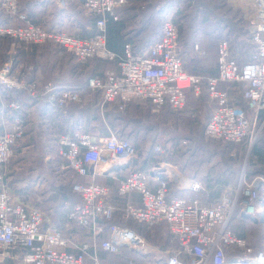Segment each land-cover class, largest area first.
Returning a JSON list of instances; mask_svg holds the SVG:
<instances>
[{
  "label": "built area",
  "instance_id": "obj_1",
  "mask_svg": "<svg viewBox=\"0 0 264 264\" xmlns=\"http://www.w3.org/2000/svg\"><path fill=\"white\" fill-rule=\"evenodd\" d=\"M60 8L66 0H56ZM128 0H83L86 15L96 16L95 32L88 37L68 34L60 27L46 28L30 23L18 7V0H0L1 11L11 20H25V25L0 24V38L9 37L13 43L58 45L70 53L80 65L90 59L113 61L115 69H103L102 75L87 78L84 87L99 91L100 103L119 101L124 108L132 99L150 101L154 110L168 106L180 111L187 103V90L197 96L202 77L187 72L180 57L178 31L170 18L161 20V35L140 53H134L130 43L123 45L120 54L110 50L106 42V23L117 21L118 11ZM248 37L253 44L249 61L240 63L232 55L229 41L218 40L216 74L207 76L210 115L204 126L206 137L237 145V163L229 183L221 185L218 200L209 204L201 201L208 195L202 181L188 178L189 197L170 192V183L183 179L179 164L161 161L148 162L141 167L132 144L112 131L106 136L78 132L62 134L55 143V154L64 160L63 168L77 175L93 178L107 174L117 181L116 195L123 199L120 207L109 201V185L90 181L74 182L72 190L78 199L72 205L68 221L84 228L88 240L76 241L56 229L44 227V212L27 205L14 196L5 182L13 159L24 140L28 115L21 99H5L11 91L24 93L28 102L45 99L50 115L65 117L66 106L81 100L83 87L56 84L49 80L39 83L29 80L26 71L14 66V51L0 65V263L11 259L14 264H101L99 250L109 254L127 248L140 255L153 253L157 248L133 229L112 222L115 211L124 220L148 226L164 224L172 245L162 253L165 264H264V251L253 247L231 228L237 212L253 221L261 218L264 197L261 186L264 178L249 176V164L257 160L253 149L264 131V0H251L245 12ZM199 57L198 45H194ZM238 52V51H236ZM245 83L241 95L249 113L229 99L231 83ZM155 151H160L156 146ZM54 154V155H55ZM125 175L120 177L119 174ZM139 195V204L130 194ZM108 237L100 239L104 231ZM74 249L75 251H72ZM127 264H136L129 259Z\"/></svg>",
  "mask_w": 264,
  "mask_h": 264
},
{
  "label": "crops",
  "instance_id": "obj_2",
  "mask_svg": "<svg viewBox=\"0 0 264 264\" xmlns=\"http://www.w3.org/2000/svg\"><path fill=\"white\" fill-rule=\"evenodd\" d=\"M148 1L150 0H147V3ZM82 2L83 0H66V8L64 9L60 8L57 5L56 0H31L30 3H25V6L30 9L31 13L34 15V19H36L37 23L33 22V24L42 25L47 29L56 26L60 27L68 34H72L78 37H88V35L90 34V24L87 21L88 16L85 15L81 10ZM233 2L239 4L245 3V5L248 7V5L251 3V0H233ZM163 4L160 5L159 3L158 5L156 4L154 6L147 7L148 4L146 5L145 0H128L127 4L118 11L119 21H110L111 24L108 29V40L106 37V42L108 41L109 44H107L108 48L115 53L120 54L123 50V45L125 43H130L133 52L136 54L140 53L153 42L158 40L161 35L160 27L158 33L154 35L151 33V31H149V24L153 20V17L162 16ZM144 9L146 10L144 11ZM159 26H161V22ZM247 40H249V37L247 38ZM249 42L251 44V49L253 50V44L250 40ZM217 43L215 46V51ZM18 46L19 44L13 43L12 40H10L8 43L6 39H0V65L4 59H7L9 52L11 51H14L13 53L15 60V55L17 53L16 49ZM238 50H240V53L243 52L241 43ZM29 51H35L33 53L32 62L28 63L29 60L27 61V59L22 62L18 61L14 65L15 68L25 69L27 65H30L27 67V69H32L33 65L36 74L38 76L41 75V80L45 79L46 81V79H51V75H54V73H58L59 69L57 70L55 65H53V62H51L49 59L46 60L45 64H42L41 61L45 59L42 51H48L49 54H52L54 59L56 58V56H63L62 64H64V69L62 70L64 72L68 71L66 69V51L58 50L56 49V47L53 48V45L49 44H44L41 47H34ZM54 51H58L59 53H55ZM249 59L247 58L245 61H237L240 63H244L249 61ZM92 61H95L100 67L99 75H102L103 69H110L109 67L104 66V61L99 62L96 59H92ZM112 68L114 69L115 66ZM62 77L68 80L70 77V72L68 74L64 73ZM64 82L68 83L66 81ZM61 84H63V82ZM4 97L5 99L10 98L8 94L4 95ZM18 98L22 99L24 98V95L22 93L19 94L18 92L10 99ZM23 107L31 117L30 123L27 126L28 131L26 136V138L29 140L28 142L31 143L30 147H34L38 142H42L43 146L45 141L49 140V138H52V151L55 154L54 147L58 136L62 134H68V132L64 128L65 124H60L53 120V116L49 115L50 113L48 107L46 108L42 103H35L32 105L29 103H23ZM249 112L250 111L248 110V113ZM208 119L209 116L205 121V124L207 123ZM62 120L63 119H60V122H62ZM96 138V136H93V139ZM257 148H259L260 150V158L258 159L257 164L252 167L251 174L253 175L250 174V176L252 177L259 174L264 178V133L257 145ZM55 156L57 155L55 154ZM25 157L28 158L27 161L24 162V164L19 165L18 168L20 169L16 173H9L5 182L11 187L16 199L27 205L38 207L44 212L46 217L43 223L44 227H49V229H56L58 231H61L62 233L69 235L76 241L89 239V234L84 228L78 227L68 221V214L72 209V205L78 199L77 195L72 190V184L76 181L80 183H88L90 181H94L109 185L111 188V197L109 199L111 204L116 207H120L122 204L123 199L116 195V187L118 182L113 180L107 174H96L93 178L77 175L67 168L62 167L64 164V160L59 156L57 157L61 161H57L56 163H53V161H47V156H45L44 160L42 159L41 161L36 162L33 161L34 155H30V153H27ZM180 160L181 161L179 162H184L183 167L180 168L183 179H181L179 183L171 182L169 184L170 192L183 197H189L190 192L187 189L188 178H196L202 181L205 189L210 190L207 196L204 193L201 194V201L204 204H209L213 201L218 200L221 192V185L227 184L231 181L232 174L235 170L234 166V170L232 171L233 173L231 172L232 174H230L231 176L228 179H225L221 174H214L213 172H211L212 170L204 172L198 177V174L193 175L190 173V167L185 160ZM139 162L140 165L143 164L141 160H139ZM179 162L177 163V165L179 164ZM146 165H148V162L144 166H142L145 167ZM124 175V172H121L119 174L120 177H123ZM260 191L262 196L264 197V184L261 186ZM130 200L135 204H139L140 200L138 193L132 192L130 194ZM260 214L261 218L259 220L250 221L236 212L233 215L231 221L232 230L237 233V235L245 238L253 247L255 252L264 251V211H262ZM113 221L114 223H117L121 226H126L133 229L144 237V232L146 230H149L151 233V230L155 228V233L151 234L152 238L155 239V242H153L155 244L150 243L145 237L147 242L153 247L157 248L160 252L171 247V242L169 239L170 235L164 224L163 227H159L158 225L152 226L150 229H147V226L144 224H138L135 221L131 220L123 221L118 210L114 213ZM160 225H162V223ZM107 237L108 231L105 228L99 236V240L105 239ZM156 241L158 242L156 243ZM71 250L75 251L74 249ZM121 250L129 254H137L142 260H144V262L146 261L154 264L164 263L166 257V255H164V258H159V255H162V253H159L158 251H155L154 256V251L153 253L148 255H140L137 252L131 251L127 248H121ZM0 264H14V261L11 259H5Z\"/></svg>",
  "mask_w": 264,
  "mask_h": 264
},
{
  "label": "trees",
  "instance_id": "obj_3",
  "mask_svg": "<svg viewBox=\"0 0 264 264\" xmlns=\"http://www.w3.org/2000/svg\"><path fill=\"white\" fill-rule=\"evenodd\" d=\"M135 1H140V0H135ZM145 1H146V5L148 4L147 7L154 6L156 4L158 5L160 2L164 3L163 9H162V19L163 18H170L174 22V24L176 25L177 31H178V42L180 45V57H181L183 66L187 72H189L191 74H196V75H199L200 77H202V89H203L204 95L206 97L205 102H206V106H207L208 105V98H207V92L204 88L205 79L207 78V76L214 75L216 73V51H212V59L209 62H206V60H207L206 58L209 55V52H208L209 48L208 47L210 46L208 43V40L206 38H211L210 37L211 34L213 36V33H215L219 29V26L216 25L217 24L216 21H214L212 23L213 25L209 21L210 14H213V12H210V11L212 9H214L215 7H213L210 4H205L206 8H208L210 6V8H209L210 13L208 14V12H207V13H205V15H203V12L201 11V8L199 7L200 3L199 4L197 3L194 5L195 6V10H193L194 15L193 16L190 15L191 17L186 21L185 17L182 15V9L179 5V1L183 2V0H150V1H148V3H147V0H145ZM198 1L201 2V0H198ZM30 2H31V0H18V7H19V10L21 12H24L26 14L27 19L30 23H33V22L35 23L36 19H34V15L31 13L30 9H28L25 6V3H30ZM184 3L186 4V6L189 4L186 2H184ZM64 8H66V6ZM81 10L84 13L83 9H81ZM145 10L146 9H144V11ZM164 12H166V13H164ZM87 16H88L87 21L90 24V28H89L90 34L89 35H91L95 32L96 16H91V15H87ZM185 16L188 17L189 15H185ZM179 17H182V18H179ZM110 21L111 20H108L106 23L107 40H108V29H109L110 24H111ZM117 21H119V20H117ZM5 22L8 24H13V25H25L26 24L25 20H20V19L11 20V19H9L0 9V23L4 24ZM246 28H247V23H246ZM246 28L243 31V35L239 34L236 36L235 33H233V35H232V33L227 31L226 35L220 36V39L226 38L229 41L230 48L232 50V55H233V57H235L239 61L240 60L245 61L247 58L251 59L252 53H253V50L251 49L249 56L248 55L246 56L244 54V52L240 53V50H238L240 42H241L239 40V36L242 37V39H243L245 33L247 34ZM230 31H236V30L231 27ZM216 34H217V32H216ZM227 34H228V36H227ZM229 36H231V37H229ZM197 37H199V38H197ZM0 39H6L8 41V43L11 40L9 37H3ZM18 44H19V46L16 49L17 53L15 55L14 65L16 62H18V61L22 62L25 59H27V61L29 60L28 63H31L32 58H33V53L35 51L33 52V51H29V50L34 48V47H41L42 45H44V44L32 45V44H24V43H18ZM107 44H108V41H107ZM195 44L198 45V48L200 51L201 50L205 51V53L202 57H199L198 51L195 50V48H194ZM53 46L56 47V49H58V50H62V51L64 50L58 45H53ZM234 51H238V52H234ZM54 52L57 53L58 51H54ZM187 54L190 56V58L186 57ZM191 55H193V56H191ZM59 57H63V56H59ZM204 58H205L204 65H202V64L199 65L198 63ZM2 59H3V57H2ZM65 59H66V69L68 71L64 72L62 70V69H64V67H63L64 65H63L61 68H59L58 73H56V74L54 73L55 77L54 78L51 77L52 79H49V80L53 81L56 84H61L62 81L59 80L60 77H62L64 73L68 74L70 72L69 79L67 80V79L62 77L63 81H66V82L70 83V85H73V86L83 87L81 100L78 102H73V103L71 102L66 106L65 117H62L59 119L56 116L52 117L53 120H55L56 122H58L60 124H65V126H64L65 130L71 135H74L75 133H78V132H85V133H88L92 136L100 137V136H106L109 134L110 131H112L113 133H115L117 135V137H119L121 139H125V140L130 142V139H131L130 134L128 132H125L124 130L129 128V127H130V129L132 128V130L135 128L136 121H135L134 116L136 115L135 117L137 118V115H138L137 112L141 108L143 109L142 110L143 115L146 112L145 115L143 116L144 120L148 119V117H150V116H157V115L162 114L163 112H167L164 110L169 109L168 106H164L158 110L159 112L155 111L153 104L150 101L144 100V99H132V100L128 101L126 103V105L124 106V108H122V109H120L118 107L119 101L105 102V103L101 104L100 99H99V96H100L99 91L91 90L90 88L84 87V84L86 83V80L88 77L100 74V67L97 65V63L95 61H92V59H90L91 61H88L85 65H80L75 61V59L72 57V55L68 52H66V58ZM194 60L196 62H194ZM28 66H30V65H27V67ZM104 66L109 67L110 69H113L112 67L115 66V63L113 61H107L104 63ZM27 67L25 68L26 70L25 69H23V70L26 71V77L29 80H35L39 83L40 82L42 83L45 81V79H42V80L40 79L41 75L38 76L36 74L33 65H32V67H33L32 69H27ZM49 80L46 79V81H49ZM245 86H246L245 83H242V82L231 83L229 86L228 92H229V99L232 101V103H235L237 105L242 106L248 112V108L246 106V103L243 100L242 95H241V92ZM16 93H18V92L17 91H11L8 93V96L10 98H12L13 96L16 95ZM189 93L194 95L192 90L187 91V96L189 95ZM19 94H20V92H19ZM22 94L24 95V98H22V99L19 98V99H21L23 103H25V104L29 103L31 105L35 104V103L28 102V98L26 97V95L24 93H22ZM196 97H198V95ZM37 103H42V104H44V106L46 108L48 107L45 99H42ZM142 105H144V108L142 107ZM186 106H187V103H186ZM186 106H185V108H186ZM208 108L210 111L211 108L209 105H208ZM24 113L29 115V113L25 109H24ZM173 113H177V112L175 111ZM188 115L190 118L187 119V123H188L187 127L190 129V131L193 132V134H195V132H197V131H195L193 126H192L195 122V115L192 112L188 113ZM209 115H210V112H209ZM30 119H31V117L29 115V119L27 121V126L30 123ZM60 119H63L62 122H60ZM27 126H26L24 140L21 142V145L17 149V151L15 153V157L12 161L13 165H18L21 162H24L26 160L25 159L26 154L24 152H26V150H28L30 148V144H31L28 142L29 140L26 138L27 131H28ZM204 126H205V123H204ZM203 129H204V127H203ZM263 133H264V131H263ZM262 135H261L260 139L262 138ZM190 138L191 137H186V138H182V140H178L176 147H182V148H183V146L186 147L187 141L189 144ZM192 139L193 140L191 141L190 144H193L192 145L194 147L193 151H198L197 148H200L203 150H208L209 148H208L207 144H209L210 141H219L221 143L229 144L233 147V149L235 151H237V149H238L237 145L234 143L227 142V141L220 140V139H214V138L206 137L204 135L203 131L197 132V135ZM260 139L253 149L254 154L257 155V160L250 162L249 170H248L249 176L251 174L252 167L257 164L258 159L260 158V154H259L260 150H259V148H257V145L260 142ZM130 143L132 144L135 152L137 153L138 149L136 148V146L132 142H130ZM214 146H215V149L213 150L212 153L205 152V153H207V154H205L202 152V159L199 162L197 160L191 161V163H190V173L191 174H193V175L198 174V177H199L202 173L207 172V171H211L212 169H211L210 165H213V163H210V162H212V160H215L214 163H218V162L222 163V167L224 169H223L221 175H223L225 179H228L231 176L230 174L233 173L232 171L234 170V166H235L237 157H233V153L231 152L232 162H229L230 158L228 157V154L230 152L227 151L226 147L220 148L219 145H217V144ZM154 147H156V145ZM178 150L181 151L179 148H178ZM153 152H154V150L152 151V153ZM158 152L159 151H155V153H158ZM149 155H150V153H148L147 158H144L142 160L143 166L147 162L150 161ZM170 156H168V157H170ZM15 158H16V160H15ZM182 159H184V157H182ZM208 159L210 162L208 161ZM176 161H175V159L172 160V159L168 158V162L174 163ZM142 165H141V167H143ZM251 175H253V174H251ZM257 175H259V174H257ZM206 183H207V181H206ZM122 220L123 221H129V220H124V219H122ZM112 222H114L113 219H112ZM136 223H138V222H136ZM138 224H143V223H138ZM144 225H146V224H144ZM146 226H147V229H150L152 227V226H148V225H146ZM153 226H158V225H153ZM144 235L147 239L149 238V240H151L152 242H155V239L152 238L149 230H146L144 232ZM170 237H169V239H170V242L172 245V241H171ZM101 253H104L105 256L111 255V254L106 253L102 250H99L100 255H101ZM114 254H117V253H114ZM104 255H103V257H104ZM135 263L139 264L138 262H135ZM162 264H164V263H162Z\"/></svg>",
  "mask_w": 264,
  "mask_h": 264
},
{
  "label": "rangeland",
  "instance_id": "obj_4",
  "mask_svg": "<svg viewBox=\"0 0 264 264\" xmlns=\"http://www.w3.org/2000/svg\"><path fill=\"white\" fill-rule=\"evenodd\" d=\"M184 2L189 3V4L186 6ZM197 3L198 4L200 3L199 7L201 8L203 15H205V13L207 12L208 14L210 12H213V14H210L209 16L210 17L209 21L211 22V24L214 21H216L217 22L216 25L219 26V29L216 31L217 34L215 32L213 33V36L211 34L210 36L211 38H206L210 45L208 47L209 55L206 58L207 59L206 62H209L212 59V51H215L216 43L220 39L221 35H226L227 31L232 33V35L233 33H235L236 36L239 34L243 35V31L246 28V20H245L244 15H245V12L247 11V6L245 5V3L239 4V3L233 2V0H201V2H199L198 0H183V2L179 1V5L182 9V15L185 17L186 21L191 17L190 15L192 16L194 15L193 13V10H195L194 5ZM162 4L163 3L160 2V5ZM205 4H210L215 8L209 12L210 6L206 8ZM185 15H189V16L186 17ZM179 18H182V17H179ZM161 19H162V16L153 17V20L149 24V31H151L152 34L156 35L158 33ZM231 27L234 28L236 31H230ZM247 34L245 33L243 39L242 37L239 36V40L241 41L240 43L243 47L244 54L246 56L247 55L249 56L251 52L250 51L251 44L249 40H247L248 38ZM42 54L44 55V58H45L41 61L42 64H45L46 60L49 59L51 62H53V65H55L57 70L64 65L62 64L63 57L56 56V58L54 59L52 54H49L48 51H42ZM186 57L190 58L188 54L186 55ZM194 62L196 61L194 60ZM200 62L198 63L199 65L200 64L204 65L205 58L202 59ZM51 77L54 78L55 75L52 74ZM59 80L62 81V77H60ZM62 82L64 85H70V83H65L64 81ZM70 86H73V85H70ZM205 98L206 97L204 95V91L202 88H200L198 97L189 93V95L187 96L186 108L180 111H176L177 113H173L175 111L166 109L164 111H167V112H163L162 114L157 115V116H150L148 117V119H145V120L143 119V116L145 115L146 112L143 115V111H142L143 109L141 108L137 112L138 114L137 118L135 117L136 115L134 116L135 121H136L135 128L132 130V128L130 129L129 127L124 130L125 132H128L130 134V137H131L130 142H132L138 149L137 156L140 157L141 159H144V158H147L148 153H150L149 159L150 161H152V163L161 162V161L168 162V158H169L172 160L175 159V161L177 160L176 162H174L175 164L181 161L180 159L184 157L183 160L188 159L187 161L186 160L185 161L186 163H188V166L190 167L191 161L197 160L199 162L202 159V152L212 153L213 150L215 149L214 145L217 144L219 145L220 148L226 147L227 151L230 152L228 154V157L230 158L229 162H232L231 152L233 153V157H237L238 150L235 151L233 147L229 144L221 143L219 141H210L209 144H207L209 148L208 150L197 148L198 151H193L194 149V147L192 146L193 144H190L191 141L193 140L192 138H194L197 135V132L203 131L204 123L209 116L210 111H209L208 105L206 106ZM142 107L144 108V105H142ZM191 112L195 115V122L192 125L194 130L197 131L195 132V134H193V132L190 131V129L187 127V124H188L187 119L190 118L188 113H191ZM186 137H191L189 144L187 141L186 147L185 146H183V148L176 147L178 140H182V138H186ZM51 140L52 138H49V140L44 142L43 146H42V142H38L35 144L34 147L33 146L30 147L24 153L25 154L30 153V155H34V160H33L34 162L41 161L42 159L44 160L45 156H47V161H53V163H56L57 161H61L57 156L54 155V152L52 151V141ZM39 145L42 147H40ZM155 145L160 147V151L158 153H155V150H154ZM178 148L181 151H179ZM153 150L154 152L152 153ZM25 159L26 160L24 162H26L28 158L25 157ZM214 161L215 160H212V162L209 161L210 163H213V165H210L212 172L216 175L221 174L224 169L222 167V163L221 162L214 163ZM24 162H21L20 164L16 165L15 169L12 168V171H11L12 174L16 173L20 169L18 168L19 165L24 164ZM236 163H237V158H236ZM163 226L164 225H159V227H163ZM155 231L156 229L153 228L151 230V234H154ZM147 240L150 243L155 244L151 240H149V238ZM157 242L158 241H156V243ZM103 255L104 253H101V255L99 254L101 264H126L129 259L133 260L134 262H138L139 264H154L151 262H146V261L144 262V260H142L137 254H129L123 250H121L117 254H111V255H106V256L104 255V257Z\"/></svg>",
  "mask_w": 264,
  "mask_h": 264
},
{
  "label": "water",
  "instance_id": "obj_5",
  "mask_svg": "<svg viewBox=\"0 0 264 264\" xmlns=\"http://www.w3.org/2000/svg\"><path fill=\"white\" fill-rule=\"evenodd\" d=\"M251 264H258V263H251Z\"/></svg>",
  "mask_w": 264,
  "mask_h": 264
}]
</instances>
